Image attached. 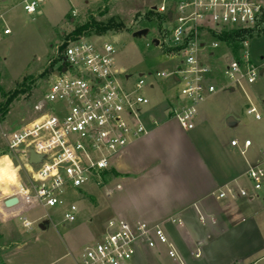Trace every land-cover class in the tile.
I'll return each mask as SVG.
<instances>
[{"label": "built area", "instance_id": "obj_1", "mask_svg": "<svg viewBox=\"0 0 264 264\" xmlns=\"http://www.w3.org/2000/svg\"><path fill=\"white\" fill-rule=\"evenodd\" d=\"M44 1L24 0L23 9L36 13ZM173 4L175 10L168 19ZM151 10L165 16L159 43L174 50L179 58L174 70L156 72L154 79L169 76L178 86L177 101L170 105L169 113L184 130H191L198 105L220 87L215 64H208L206 58L213 57L223 45L228 47L220 38L223 32L260 28L264 24V0H163ZM3 33L8 35L11 29ZM114 43V38L102 41L80 36L69 40L51 70L43 101L33 106L35 116L3 134L9 149L19 153L30 172V186L22 189L29 204L45 210L39 222L52 220L50 208L59 210L64 223L77 221L79 208L68 199L70 192L76 193L93 177L109 173L113 157L148 133L140 114L150 100L142 89L153 87L154 82L147 81L144 74L131 81L126 69L116 64ZM240 43L238 56L232 51L228 54L223 73L229 82L222 85L226 88H243L245 82L253 84L264 74V58L254 61L248 40ZM246 112L258 120L262 117L252 104ZM251 143L246 139L242 152ZM231 144L238 145V140ZM31 151L42 156L39 162H30ZM247 176L256 194L264 197V152L260 163L249 167ZM228 192L237 197L234 188L228 187ZM239 194L246 196L248 191L241 189ZM12 196H16L14 192L7 198ZM225 196L224 191L219 194ZM32 225L33 221L23 219L24 227ZM158 244L167 246L168 254L182 262L161 225L113 217L100 239L84 248L80 264H131L139 246L156 248Z\"/></svg>", "mask_w": 264, "mask_h": 264}, {"label": "rangeland", "instance_id": "obj_2", "mask_svg": "<svg viewBox=\"0 0 264 264\" xmlns=\"http://www.w3.org/2000/svg\"><path fill=\"white\" fill-rule=\"evenodd\" d=\"M162 1L46 0L39 4L38 12L29 14L23 9L24 0H0V106L8 95H12L10 104L0 111V196L5 188L10 190L19 183L30 186L28 168L19 153L9 149L3 134L21 127L35 116L33 106L43 101L51 70L57 65L67 41L75 38L73 34L79 25L92 21L112 25L111 29L102 32L93 29L82 36L110 41L118 35L119 40L114 43L116 64L126 69L131 81L144 74L147 81L154 82L153 88L142 89L150 102L142 107L141 120L146 123L154 117H165L170 86L174 81L169 76L154 79V75L159 71L174 70L179 58L167 45L154 43L155 38L161 40L163 37L165 19L151 8ZM6 28L11 29L8 35L3 33ZM143 28H148L147 34L134 36V32ZM263 33L264 24L246 38L254 61L264 58ZM233 50L232 45H228V49L223 47L217 53L229 54ZM228 54L222 60H214L216 79L222 83L229 82L223 73L230 58ZM206 59L213 65L212 59ZM249 87L261 88L264 97V74H260L253 84L245 82L243 88L236 86L235 91L218 87L198 105L204 111L197 115L201 123L194 132H209L210 128L219 126L232 137L249 134L259 122L246 112ZM258 110L264 120V105ZM110 174L95 176L76 193L75 190L70 192L68 199L75 201L79 208V218L73 223H64L59 210L50 208L52 220L41 230L37 219L45 210L38 204L13 219L11 214L5 215L3 218L8 221L0 218V264H74V258L81 257L87 245L100 239L107 221L113 217V198L108 197L105 190L112 187ZM11 194L0 197V214L3 213V199ZM24 218L33 221L30 228L23 226ZM47 222L48 219L41 221ZM12 236L28 243L2 259L3 241L11 242ZM50 255L60 259L51 263Z\"/></svg>", "mask_w": 264, "mask_h": 264}, {"label": "crops", "instance_id": "obj_3", "mask_svg": "<svg viewBox=\"0 0 264 264\" xmlns=\"http://www.w3.org/2000/svg\"><path fill=\"white\" fill-rule=\"evenodd\" d=\"M226 54L216 52L209 59L214 64L215 59L222 60ZM217 82L220 87L226 85ZM221 88L235 91V87ZM177 89L174 82L170 86L169 107L177 101ZM249 104L263 109L261 88H248L245 105ZM203 111L198 108L197 115ZM196 117L191 130H184L170 115L169 108L165 117L146 121L148 133L116 154L111 170L104 174L112 172V187L105 190L113 198V217L161 225L182 260L171 257L163 244L156 248L141 245L131 264H264V197L256 194L247 176L249 167L259 164L263 156V117L249 134L241 137H232L219 126L209 132H194L201 123ZM235 139L236 146L231 144ZM246 139L252 143L242 152ZM22 187L19 183L10 190L5 188L0 196L14 191L19 198L12 208L4 204L8 196L3 199V221H8L3 218L7 214L13 219L35 206L29 204ZM228 187L235 189L236 198L229 194ZM241 189L248 194L241 196ZM223 191L226 196L221 198ZM11 238V242L3 241L2 259L28 243ZM50 256L51 263L60 259ZM80 258H74V264H80Z\"/></svg>", "mask_w": 264, "mask_h": 264}, {"label": "trees", "instance_id": "obj_4", "mask_svg": "<svg viewBox=\"0 0 264 264\" xmlns=\"http://www.w3.org/2000/svg\"><path fill=\"white\" fill-rule=\"evenodd\" d=\"M161 18L165 19V16L163 15ZM111 28H112V25H106V24L98 23L96 21H92V22H87L85 24L79 25L75 29L73 35H74L75 38H78V37L82 36V34L88 32L89 30H93L94 29V30H96L98 32H102V31H105V30H108V29H111ZM252 32H254V30H235V31H232V32H223L220 35V38H222L225 41H227L229 45H232V50L234 49L233 50L234 56H238V52H239V48H240V42L245 40L248 36L252 35ZM11 100H12V95H10V96L8 95L6 97V99H5L4 104L2 106H0V111L3 110L4 108H6L9 105Z\"/></svg>", "mask_w": 264, "mask_h": 264}, {"label": "water", "instance_id": "obj_5", "mask_svg": "<svg viewBox=\"0 0 264 264\" xmlns=\"http://www.w3.org/2000/svg\"><path fill=\"white\" fill-rule=\"evenodd\" d=\"M174 10H175V4L172 5L170 12L167 14L168 19H171L172 12ZM147 33H148V28H143V29H139L136 32H134V36H143V35H145ZM118 40H119L118 35H115L114 36V41L118 42ZM154 43L156 45H159V39L155 38L154 39ZM231 89H234V88L232 87ZM41 158H42L41 155H38L34 151H31V156H30V162L31 163H37V162H39L41 160ZM18 203H19V198L17 196L9 197V198H7L4 201L5 206L8 207V208H12V207L16 206ZM39 227L41 229H45L46 228V224L45 223H41V224H39Z\"/></svg>", "mask_w": 264, "mask_h": 264}]
</instances>
